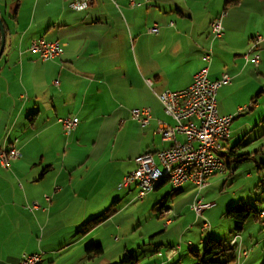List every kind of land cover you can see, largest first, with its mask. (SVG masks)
Segmentation results:
<instances>
[{
  "label": "crops",
  "instance_id": "obj_1",
  "mask_svg": "<svg viewBox=\"0 0 264 264\" xmlns=\"http://www.w3.org/2000/svg\"><path fill=\"white\" fill-rule=\"evenodd\" d=\"M222 12L224 35L213 39L210 23ZM0 17L6 35L0 58V145H14L22 153L9 166L0 162V236L33 240L41 234L38 245L45 251L41 263L65 250H55L54 244L46 242L54 221L73 227L96 203L97 196L92 194L98 188V174L112 181V190L119 188L124 176L136 168L139 154L157 153L174 143L160 133L162 125H175V119L166 114L157 92L187 87L204 66L211 80L228 74L230 82L223 86L236 93L247 90L250 95L264 78V40L257 49L259 64L244 57L251 40L264 36V0L235 4L227 0H91L84 10L73 9L70 0H0ZM155 24L158 31L152 32ZM40 38L60 41L61 55L42 60L31 50L32 42ZM206 50L213 51L209 62L203 61ZM147 79H152V86ZM223 86L217 94L219 112L235 115L237 109L244 110L226 107L222 96L228 94ZM262 91L255 95L262 97ZM254 96L239 103H249L247 109L260 108ZM144 107L150 108L151 119L142 127L133 119L132 109ZM63 117L80 121L67 132L60 121ZM129 120L137 125L144 146L132 151L127 162V129L123 131ZM112 123L116 124L113 131ZM90 124H98L91 133ZM184 139L176 135V140ZM164 180L146 196L170 183ZM132 186L127 189L130 193ZM134 188L138 195V185ZM181 189L184 194L197 187L186 183ZM169 200L164 208H172ZM34 202L40 206L29 209ZM171 223L172 219L166 225ZM38 228L39 233L34 232ZM1 248L2 241L0 264H19L24 253L40 250L38 246L23 249L12 260ZM180 249L178 245L156 250L155 260L148 264H171ZM236 250L233 264H247L248 249L240 256Z\"/></svg>",
  "mask_w": 264,
  "mask_h": 264
},
{
  "label": "rangeland",
  "instance_id": "obj_2",
  "mask_svg": "<svg viewBox=\"0 0 264 264\" xmlns=\"http://www.w3.org/2000/svg\"><path fill=\"white\" fill-rule=\"evenodd\" d=\"M105 2L110 3L109 1ZM263 82L264 78H260L257 87L250 95L247 90L236 93L223 86L228 94L227 96L224 93V96H222L226 107L244 108L242 111L236 110L237 113L234 115L235 118L231 124V135L228 140L229 148L236 146L242 140L241 145L236 148L237 154L241 156L240 161L231 160L229 159V148H224L222 158L225 162H231L232 170L228 169L224 173L212 176L200 196H197L201 197L205 203H214L211 208L205 209L201 215L192 210V204L197 199L195 196L196 191H198L197 188L196 191L189 190L186 191L187 193L175 195L174 199L168 201L172 207L171 214L160 215V212L155 209V205L158 200H162L166 194L171 192L172 186L170 183L164 185L159 191L153 192L155 195L145 196V199L141 200L137 196V188H134L135 184L132 186V193L125 188L120 189V187H115L112 190L110 184L112 181L102 180L98 174V188L92 194V197L97 196L94 199L96 203L92 202L89 205L88 213L82 219H79L73 227H68L67 224L64 225L63 220L56 219L54 221L50 230L46 233V242L54 244L55 250H65L50 255L52 261L46 258L48 257L47 254L46 261L44 260L41 264H119L121 260L132 254L138 259L137 264H148L155 260L152 257L158 252L156 250H165L168 247L178 248V245L181 249L171 264H178V262L198 264L197 258L189 250V242L192 245V250L202 251L207 238V232L201 230L204 221L211 224L209 237L227 242L238 235L241 237L243 247L249 251L246 258L247 264H264V225L262 219L250 217L243 231L237 232L235 220L227 215V211L236 206L245 207L250 205L264 211V186L260 182L264 181ZM261 87L263 89L262 97L256 96L255 94L262 90ZM251 96H254L253 100L257 104H260V108L247 109L246 106L249 103H239L247 97L250 98L248 99L250 101ZM259 99L261 103H258ZM245 123H249V125L243 128L242 126ZM115 125V123L109 125L111 131L114 130ZM97 126L98 124H90V133ZM126 129L127 162H129L132 160L133 154L131 152L140 150L144 144L139 129L134 122L129 120L123 133ZM240 131L242 132L237 136L236 134ZM241 157H247V159ZM128 166L129 163H127ZM94 177L97 178V174ZM17 181L19 182V179ZM167 209H161L162 214L164 210L168 211ZM177 211L180 212V216ZM95 216L108 219L99 223L96 230L91 227L94 224V222H91L88 231H84L85 228L83 227L81 232H77L79 224H83ZM170 219H172V223L166 225V222ZM34 232L39 233V228ZM41 238V234L34 235L33 240L32 237L27 236L9 237L1 235V250L7 255L10 254L9 257L12 260L23 249L32 250L36 246L40 250L36 252H33L34 250L27 251L23 256L33 253L43 254L45 251L38 245ZM96 243H101L103 247V254L100 256H97L93 251L87 252L86 250L89 245Z\"/></svg>",
  "mask_w": 264,
  "mask_h": 264
},
{
  "label": "built area",
  "instance_id": "obj_3",
  "mask_svg": "<svg viewBox=\"0 0 264 264\" xmlns=\"http://www.w3.org/2000/svg\"><path fill=\"white\" fill-rule=\"evenodd\" d=\"M90 1L70 0V6L76 10H84L89 6ZM224 15L225 12H222L210 23L213 39H220L224 35L222 24ZM151 31H158L156 24ZM263 40L262 35H257L251 40V49L244 55L246 60L259 64L260 55L257 49ZM31 50L39 54L42 60H51L61 55L63 44L58 40L47 41L40 38L32 42ZM212 56L213 51L206 50L203 61L209 62ZM208 69V66H205L199 70L191 84L183 89L156 93L166 114L175 119V125H162L160 133L164 140L173 139L174 143L157 153L139 154L135 158L136 168L124 176L120 184L121 188L128 189L132 184H137L138 198L142 199L159 185L157 175L164 170H172V180L169 182L174 188L176 184L193 183L198 189L206 187L212 176L226 172V162L217 158V150L224 149L225 143L230 139L231 124L235 116L219 112L217 94L220 87L230 82V77L228 74H223L220 79L211 80L208 77ZM146 81L152 86V79ZM132 117L145 127L151 119V110L148 107L134 108ZM60 121L64 129L69 132L76 128L80 120L78 117H63ZM177 134L184 135V141L176 140ZM21 156L22 153L16 146L11 145V153H4L3 145H0V162L4 166H9L12 160ZM187 162H194V169H187ZM213 205L214 203H205L201 197H197L192 209L201 215L205 209ZM39 206L38 202H34L28 208L34 209ZM260 217L264 218V214ZM210 228L209 222L205 221L202 224L203 231ZM231 245L239 249V256L248 253L246 249H242L239 236L232 240ZM42 260L41 253L27 254L19 264H39Z\"/></svg>",
  "mask_w": 264,
  "mask_h": 264
},
{
  "label": "trees",
  "instance_id": "obj_4",
  "mask_svg": "<svg viewBox=\"0 0 264 264\" xmlns=\"http://www.w3.org/2000/svg\"><path fill=\"white\" fill-rule=\"evenodd\" d=\"M239 1L240 0H227V4H233V3L235 4V3H238ZM0 44H1V37H0ZM260 94H261V91L258 93V95H260ZM262 122L264 123V120H262ZM241 142H242V140L239 141V143L236 144V146L229 148V159H231V160L236 159V161H240L241 155L237 154L236 148H237V146L241 145ZM241 158L247 159V157H241ZM257 166L259 167V165H257ZM226 168H227V170L228 169L232 170L230 161L226 162ZM164 181L165 180H163L161 183H163ZM260 182L264 186V181L263 182L260 181ZM158 186L155 189H157ZM180 193H182L181 188H174L173 187L171 192L166 194L165 197L162 198V200L155 205V207L160 212V215H162L161 209H163L165 207L164 202L169 198L173 199L175 195H178ZM262 213H264L263 210H258L257 208L250 206V205H247L245 207H240V206L232 207L227 211V215L229 217H232L235 220V229L237 232L243 231L244 226L250 217H254L256 219H259V218H261L260 215ZM107 219L108 218H106V217L99 218L98 216H95V217L87 220V222L81 224L77 232H81L83 227L85 228L84 231H88L89 225H91V222H94V224H92V226H91L94 228V227L98 226L99 223H101ZM261 219H262V222H264V218H261ZM204 232H207V238L205 239L202 251L196 252L194 250H191L192 254L197 258L198 264H233V262L237 260V250H236L235 246L231 245L232 240L227 241V242H223L222 240H218V239L209 237L210 232H211V228L209 230L204 231ZM234 239H237V238L235 237ZM86 250H87V252L93 251V253H95L97 256H100L103 254V247H102L101 243L91 244L86 248ZM137 263H138V259L133 254L130 255L129 257H126L125 259H123L119 262V264H137Z\"/></svg>",
  "mask_w": 264,
  "mask_h": 264
},
{
  "label": "bare ground",
  "instance_id": "obj_5",
  "mask_svg": "<svg viewBox=\"0 0 264 264\" xmlns=\"http://www.w3.org/2000/svg\"><path fill=\"white\" fill-rule=\"evenodd\" d=\"M223 151H224V149L217 150V158L218 159H223L222 158ZM3 152L4 153H11V145L9 146V148L3 147ZM187 169H194V162H187ZM164 179H169V181L172 180V170H164L162 172H159L157 175V184H159ZM183 185L184 184H176V188H181ZM167 210H168V213H170L171 209L168 208ZM163 213H165L164 215H168L166 210H164Z\"/></svg>",
  "mask_w": 264,
  "mask_h": 264
},
{
  "label": "water",
  "instance_id": "obj_6",
  "mask_svg": "<svg viewBox=\"0 0 264 264\" xmlns=\"http://www.w3.org/2000/svg\"><path fill=\"white\" fill-rule=\"evenodd\" d=\"M0 37H1V44H0V58H1L2 54L4 53L5 44H6L5 28L1 17H0Z\"/></svg>",
  "mask_w": 264,
  "mask_h": 264
}]
</instances>
